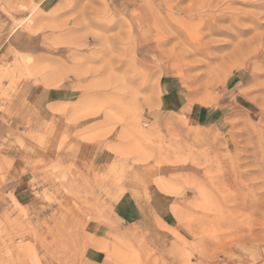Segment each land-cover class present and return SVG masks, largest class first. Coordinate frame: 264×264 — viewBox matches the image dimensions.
Here are the masks:
<instances>
[{"label": "rangeland", "instance_id": "rangeland-1", "mask_svg": "<svg viewBox=\"0 0 264 264\" xmlns=\"http://www.w3.org/2000/svg\"><path fill=\"white\" fill-rule=\"evenodd\" d=\"M263 225L264 0H0V264H264Z\"/></svg>", "mask_w": 264, "mask_h": 264}, {"label": "crops", "instance_id": "crops-1", "mask_svg": "<svg viewBox=\"0 0 264 264\" xmlns=\"http://www.w3.org/2000/svg\"><path fill=\"white\" fill-rule=\"evenodd\" d=\"M172 91L169 92V95ZM48 95V94H47ZM189 116L195 123H209L214 120L216 112L202 105H192L189 110Z\"/></svg>", "mask_w": 264, "mask_h": 264}, {"label": "bare ground", "instance_id": "bare-ground-1", "mask_svg": "<svg viewBox=\"0 0 264 264\" xmlns=\"http://www.w3.org/2000/svg\"><path fill=\"white\" fill-rule=\"evenodd\" d=\"M210 3V2H209ZM213 6V5H212ZM209 8H210V6H209ZM190 51H193V50H190ZM192 55V54H191ZM185 58L187 57V54H185V56H184ZM19 65V64H18ZM27 65V64H26ZM28 66V65H27ZM27 66H26V68H27ZM3 67V66H2ZM19 68V67H18ZM7 93V92H6ZM3 96V95H2ZM9 97V96H8ZM264 230V225H263V227H262V231ZM258 241H259V247L258 248H260L263 252H264V235H262L259 239H258ZM210 242V241H209ZM243 242V241H242ZM207 245V244H206ZM237 246V245H236ZM228 247V246H227ZM226 247V248H227ZM254 248V247H253ZM237 250V249H236ZM232 251V250H231ZM246 251H248V250H246ZM249 253V252H248ZM236 257V256H235ZM227 261H229V260H227ZM233 263V262H232ZM250 263V262H249ZM261 263V262H260ZM200 264V263H199Z\"/></svg>", "mask_w": 264, "mask_h": 264}]
</instances>
